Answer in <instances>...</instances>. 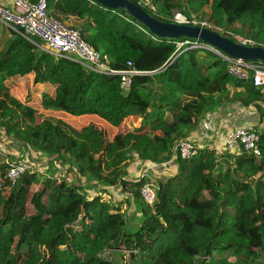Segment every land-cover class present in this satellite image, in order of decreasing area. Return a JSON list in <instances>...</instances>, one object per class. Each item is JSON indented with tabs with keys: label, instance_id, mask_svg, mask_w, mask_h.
<instances>
[{
	"label": "trees",
	"instance_id": "obj_1",
	"mask_svg": "<svg viewBox=\"0 0 264 264\" xmlns=\"http://www.w3.org/2000/svg\"><path fill=\"white\" fill-rule=\"evenodd\" d=\"M151 1L155 12L140 5L159 20L172 21L178 11L230 31L232 40L240 36L264 47V0ZM47 5L59 21H78L70 26L107 55L112 68L139 73L129 75L125 87L124 75L99 74L56 57L39 38L30 41L3 26L0 264H264V85L233 77L227 60L206 47L179 45L195 39L160 38L122 9L93 0ZM30 76L40 84L39 103L31 91L22 99L5 82L17 77L27 85ZM37 107L94 114L111 126L135 115L148 131L118 133L104 158L93 124L71 136L49 120L37 122ZM224 107L252 112L260 155L242 146L207 145L190 159L173 153L179 139L191 137L204 117ZM14 146L17 153L10 150ZM36 156L45 160L44 171L24 172L14 183L8 179L12 164L25 157L35 162ZM169 160L175 172L157 181L150 206L139 194L146 177H132L130 164ZM70 169L79 183L65 174ZM109 186L128 195L105 199ZM133 206L139 214L130 212ZM121 250L128 252L125 261Z\"/></svg>",
	"mask_w": 264,
	"mask_h": 264
},
{
	"label": "built area",
	"instance_id": "obj_2",
	"mask_svg": "<svg viewBox=\"0 0 264 264\" xmlns=\"http://www.w3.org/2000/svg\"><path fill=\"white\" fill-rule=\"evenodd\" d=\"M139 3L147 5L154 12L156 11V7L152 4L151 0H141ZM0 21L30 41H32L33 37L39 38L43 43L42 48L56 57L72 59L99 74L124 75L123 84L125 87L130 83L129 75L139 73L134 68L126 70L112 68L107 55H101L99 51L88 44L80 36L78 30L49 15L47 0H0ZM172 21L182 24H195L193 18L190 20L181 12H175ZM196 24L207 25L204 21L201 23L197 22ZM243 42L250 43L246 39ZM183 44H191L193 47H206L214 51L227 60V69L230 75L242 80L251 78L255 86L264 85L263 62L258 61L257 63H253L241 58L223 55L207 45L199 44L196 39L192 42L191 40H186L179 43V45ZM128 65L131 67L132 63L128 62ZM222 139L221 144L215 145L216 148L226 147L234 149L237 146H242L244 150L256 156L260 155L258 148L259 135L254 124L248 123L230 129ZM198 147H201V145H198L193 139L189 137L181 138L175 144L173 153L178 154L182 159H190L195 155ZM146 166L143 168L141 177L147 176L146 170L148 171V168L153 165L149 164V166ZM33 170L34 165L32 163L27 160H19L10 166L7 177L14 183L21 174ZM157 190V182L151 178L149 180L146 178L139 188L142 201L153 206L156 201Z\"/></svg>",
	"mask_w": 264,
	"mask_h": 264
},
{
	"label": "crops",
	"instance_id": "obj_3",
	"mask_svg": "<svg viewBox=\"0 0 264 264\" xmlns=\"http://www.w3.org/2000/svg\"><path fill=\"white\" fill-rule=\"evenodd\" d=\"M0 24L2 25L3 29V26L5 24L1 21ZM30 80V87L26 88V83H23L22 80H18L15 84H12V86H16L15 90L20 93L19 96L22 99L26 97L28 91H31L32 93H34V97H36V101H38L39 103L40 91L38 92L37 87L40 84H34L32 82V76H30ZM22 88L24 89V91L22 90ZM37 109V122L49 120L61 126L71 136H74L80 127L87 124H93L94 127L98 128L101 134L103 144L102 154L104 158L106 156L105 154L113 149V140L118 133L127 134L132 131L144 133L148 131V127L143 123L142 119L135 115H129L125 117L118 126H111L94 114L72 115L61 110H48L38 107ZM251 113L252 112L250 110L244 108L224 107L204 117L200 121L198 129L195 130L189 138L193 139L198 145L200 144L201 146H215L221 141V139L230 129L254 122V120L251 119ZM169 118H171L170 115ZM169 161L170 162H168V165L163 164L162 166L160 163L154 165V169L166 167V170L169 171V173L175 172V165L171 160ZM135 164L137 165L139 163Z\"/></svg>",
	"mask_w": 264,
	"mask_h": 264
},
{
	"label": "water",
	"instance_id": "obj_4",
	"mask_svg": "<svg viewBox=\"0 0 264 264\" xmlns=\"http://www.w3.org/2000/svg\"><path fill=\"white\" fill-rule=\"evenodd\" d=\"M111 9H122L138 23L145 26L160 38H189L202 41L217 52L245 61H260L264 63V47L249 45L243 41L232 40L229 37L201 24H182L174 21H162L148 13L140 4L130 0H93Z\"/></svg>",
	"mask_w": 264,
	"mask_h": 264
},
{
	"label": "rangeland",
	"instance_id": "obj_5",
	"mask_svg": "<svg viewBox=\"0 0 264 264\" xmlns=\"http://www.w3.org/2000/svg\"><path fill=\"white\" fill-rule=\"evenodd\" d=\"M193 21L195 22V24L198 22V20L196 18H194V17H193ZM64 22L66 24H69V25L70 24H74L76 22L78 23V21H76L74 18H70V19H68V20H66ZM206 26H208L211 29H213L212 28L213 26H210V24H208V23H207ZM1 29H2V25L0 24V31H1ZM213 30H216L217 32H219V33H221V34H223V35H225L226 37H229V38L232 36V33L230 31H226L225 29L217 28V29H213ZM243 40L244 39L242 37L236 36V41H243ZM246 44H249V42H247ZM18 80H20V79L17 78V77H11V78L7 79L5 82H6V84L8 83L9 86H12V84H15ZM30 81L31 80L29 78L28 79V82L29 83L27 85H25L26 88L27 87H30ZM22 90L24 91L23 88H22ZM251 124H254L255 125L256 123L254 121ZM123 134H125V133H123ZM0 137H2V134H0ZM222 140L223 139H221V141L218 144H221ZM4 144H5V142L2 141V140H0V145L3 146ZM10 150H12V152L15 151V153H17L16 152L17 148L15 146L12 147ZM105 158H106V156H105ZM25 159L28 162H30V163H32L34 165V170L44 171L46 169L45 168L46 167L45 166V160H41V159L37 158V156L35 158L37 161L34 160L35 162L30 161L29 160L30 159L29 157L28 158L25 157ZM160 164L163 166V164H166V162H161ZM146 165L149 166V164H145V165L144 164L143 165L137 164L136 165L135 163L134 164L132 163V164H130V167H129L128 172H129V174L132 177H134V178H137L138 177L139 178L143 174V172H142L143 171V168L144 167H147ZM151 165H153V166L149 167L148 168V171L146 170V173H148L147 176L145 175V177L147 178V180H149V178H151L153 181H156L157 182L159 179H164V178H166V177H168V176H170L172 174V173H169V171L166 170V167H161V168H158V169H154V167H155L154 164H151ZM160 169H161V171H160ZM75 171H76L75 169L74 170L73 169H70L69 171H66L65 174L68 177H72L74 179V181H76V182L79 183L80 180H81V177ZM136 180L137 179H133V181H136ZM35 187L36 186H33L32 189H31V191H33V189H35ZM108 189L110 191V194L109 195H108V193L107 194H103L104 197H105V199H108V198L111 197L113 201L124 200L126 198V196L128 195L127 192L123 191L119 187L118 188H114L113 186H109ZM205 195L207 196V193H205ZM30 210H31V206H30L29 203H27V212H30ZM129 210H130V212H135V213L139 214V211L138 212L135 211L134 206L133 207H130ZM119 252L121 254V258H120V256L118 254H116V257L117 258L123 259V261H125V260L128 259V252L127 251L121 250Z\"/></svg>",
	"mask_w": 264,
	"mask_h": 264
}]
</instances>
